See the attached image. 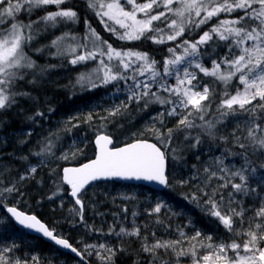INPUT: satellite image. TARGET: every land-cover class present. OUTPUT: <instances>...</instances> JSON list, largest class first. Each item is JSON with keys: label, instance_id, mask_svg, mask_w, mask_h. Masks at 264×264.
Returning a JSON list of instances; mask_svg holds the SVG:
<instances>
[{"label": "snow or ice", "instance_id": "snow-or-ice-1", "mask_svg": "<svg viewBox=\"0 0 264 264\" xmlns=\"http://www.w3.org/2000/svg\"><path fill=\"white\" fill-rule=\"evenodd\" d=\"M84 2L104 31L117 40L168 44V55L159 61L138 49L115 48L87 17L80 35L73 26L80 23L81 16L74 7L66 6L71 0H0V113L11 110L21 98L35 99L21 83L40 84L65 61L73 67L94 62L78 73L71 87L81 92L107 89L109 100L107 106L99 103L69 117L38 138L28 154L17 155L26 164L17 177L10 175L11 165L0 166V236L15 224L70 250L82 264H89L93 255L101 264H115L118 252L132 256V264H186L184 257L191 264H264V0ZM214 18L215 23L190 39ZM56 29L61 30L59 35ZM48 34H52L51 40L39 43ZM33 53L60 63L41 65ZM154 105L158 109L141 127L130 134L121 132L130 136L129 142L116 146L110 126L123 129L134 115L149 112ZM51 111L54 109L49 108ZM36 117H45V113L37 110L27 119L36 123ZM169 120H175L174 127L168 126ZM81 123L93 133L94 159L58 171L52 166L54 161L82 154L89 142L86 134L83 139L72 136ZM62 132L71 140L66 147L61 144ZM32 135L30 129L25 131L18 144H28ZM205 143L209 153L213 145L224 147L220 155L188 166L185 152L195 150V159L200 161L199 149ZM30 157L35 162H29ZM42 167L49 168L55 189L48 199L62 196L67 186L74 201L67 222L82 226L89 235L114 236L115 245L77 240L78 248L36 215L16 206L27 195L25 181L35 179ZM114 179L156 183L166 189L187 188L180 194L182 199L222 225L227 237L202 232L186 218L190 214L161 199L144 208L149 219L143 225L136 222L140 213L132 211L130 228L119 219L107 232L96 228L85 219V197L93 190V182ZM123 199L137 197L125 195ZM60 206L63 208V200ZM122 210L128 213L127 207ZM181 217L185 222L173 226L171 221ZM188 228L193 229L191 235L185 231ZM161 230L177 236L169 239L159 234ZM133 239L138 243L135 249L130 247ZM19 248L15 239H0V264H41L38 255L22 257Z\"/></svg>", "mask_w": 264, "mask_h": 264}, {"label": "trees", "instance_id": "trees-1", "mask_svg": "<svg viewBox=\"0 0 264 264\" xmlns=\"http://www.w3.org/2000/svg\"><path fill=\"white\" fill-rule=\"evenodd\" d=\"M66 6L74 7L81 16L80 23L73 26L74 31L80 35H83L84 33L85 26L83 19L84 17H87L97 32L104 39L108 40L115 48L138 49L143 52H148L159 61H162L163 58L168 55L166 51L167 47L170 46L168 44L156 45L150 40L132 42L117 40L111 33L104 31L103 25L100 24L99 20L93 13L86 9L84 0H71V3ZM233 15L236 14L234 13ZM215 22L216 20L214 18L209 25L202 26L201 30L194 33L190 39H196L200 31L206 30L212 23ZM60 31V29L54 30L56 35H59ZM51 38L52 34L43 36L39 43H46L51 40ZM219 51L222 52L223 50L220 49ZM32 55L33 58L41 65L45 63H60L58 60L51 59L44 54L36 55L33 53ZM93 63L94 62H90L89 65H77L76 67H73L65 61L63 67H57L48 72L42 78V83L37 85L21 83V88L31 92L35 99L21 98L11 110L0 113V120H3V124H0V166H3L4 164L11 165L13 170L10 175L12 177H17L20 172H23L26 169V164L23 161L16 159V156L19 154H28L29 148L35 145L38 138H43L50 130H56L59 126H62L63 122H65L69 117L86 111L89 107H95L99 103H104L105 106H107L109 103L107 89L99 88L90 92H81L78 88L74 89L71 87V84L75 82V78L78 73L87 70ZM158 107L159 106L154 105L149 112L154 109H158ZM49 108L54 109V111L49 112ZM37 110L44 112L45 117H36L37 122L33 123L32 121H29L27 117L29 115H34ZM149 112L134 115L132 122H125V127L123 129H117L115 125L110 126V131H113L117 137L115 141L116 146L129 142L130 136H123L121 135V132H128L130 134L131 131H135L137 128L141 127L146 121L147 114H149ZM79 119L82 121L83 116H80ZM76 122L77 121H73V123ZM174 125L175 120H169L168 126L174 127ZM231 128L232 124L229 123L228 129L231 130ZM29 129L32 131L33 135L30 137L29 143L21 147L18 144V140L23 138L24 135L17 136L16 134H23ZM85 134L89 142L84 148V152L82 154L68 160L54 161L52 166H56L59 171V169L64 166H76L92 159L95 149L93 143H91L93 133L88 130V126L81 123L80 128L73 129L72 136L73 138H84ZM61 135L64 136V140L61 141V144L66 147L70 138L67 133L62 132ZM193 135H195V133H193ZM180 138L182 140L183 136L181 135ZM4 140L7 141L6 144L2 143ZM204 147H208V143H205L199 151L201 152ZM223 147V145L219 147L213 145L212 149L217 151L220 150L222 152ZM185 155L188 166L191 164L199 165L202 161H206L205 159L207 158V155L202 154L200 161H197L195 159V150L186 151ZM29 162H35V159L30 157ZM48 172L49 168L47 167L39 168L35 179L25 181L24 191L27 195L24 198L19 199L16 206L25 213L36 215L37 218H39L48 227L54 228L58 233L66 237L70 243H73L78 248L80 245L76 244L77 240H83L88 243L109 241L111 244L115 245L117 240L114 236H100L97 234L89 235L82 226L77 225L76 227H73L67 222L66 217L68 216V208L74 206V202L68 197L67 188L65 186V192L62 196H58L53 200L48 199L49 194L55 190L51 184ZM41 180L43 183L37 182ZM91 188L93 190L89 191L85 197V219L89 224H93L96 228H103L105 232H107L109 225H112L117 219L122 221L126 227L130 228L132 226V211L140 213V215L136 217V222L138 225H143L144 221L149 219L144 214V208L150 203H154L156 199H161L171 202L177 209L182 208L186 214H190L186 215V218L191 219L196 228L201 229L202 232L212 233L214 234V237H227V233L222 225L215 222L213 218L204 216L200 213L199 209L195 207V205L182 199L180 194L187 192V188H165L161 192H156L143 186H134L115 182L95 183L91 185ZM125 195H134L137 199L125 200L123 199ZM61 200L64 201L63 208L60 206ZM246 203H251V201H246ZM125 207L128 208V213H125L122 210ZM125 216H127V220L124 219ZM78 219L79 218L77 217V220ZM184 222L185 217H181L179 219L174 218L171 221L173 226L176 223L183 224ZM119 226V223H117V230L119 229ZM185 231L191 235L193 229L188 228ZM159 234L165 235L169 239L176 238L177 236L175 232L164 233L162 230ZM8 238L15 239L20 245L18 254L22 257L24 254H27L28 256L38 255L41 264H48L49 260H55L57 262L59 259L65 261L74 259L57 251L40 238L28 235L25 231L18 229L14 224L8 228L2 236H0V239ZM127 246L128 245H126V247ZM185 246H187V242H185ZM130 247L132 249L138 247V243L135 239L132 240ZM132 259V256L118 252L115 257V264H132ZM77 261L82 264L81 261ZM182 261L186 262V264H191L189 257L182 258ZM88 262L89 264H101V262L96 259L95 255L88 258Z\"/></svg>", "mask_w": 264, "mask_h": 264}, {"label": "water", "instance_id": "water-1", "mask_svg": "<svg viewBox=\"0 0 264 264\" xmlns=\"http://www.w3.org/2000/svg\"><path fill=\"white\" fill-rule=\"evenodd\" d=\"M124 144L122 145H119V146H123ZM94 146V144H93ZM94 149H95V146H94ZM95 152H96V149H95ZM95 152H94V156H95ZM94 156L92 159H94ZM91 160V159H90ZM89 161V160H88ZM86 161V162H88ZM86 162H83V163H86ZM82 164V163H81ZM81 164L79 165H76V166H64V167H79ZM100 182H115V183H124V184H128V185H134V186H143V187H146L148 189H151L153 191H156V192H161L163 191L165 188L162 187V186H159L157 185L156 183H149V182H144V181H135V180H132V181H124V180H119V179H114V180H108V181H100ZM100 182H93V184L95 183H100ZM92 184V185H93ZM67 188V186H65ZM68 197L72 200V198L68 195ZM73 201V200H72ZM74 202V201H73ZM79 207V206H78ZM15 225V224H14ZM16 226V225H15ZM18 229H21L23 231H25L28 235L30 236H33V237H37V238H40L41 240H43L45 243H47L48 245L52 246L54 249H56L57 251L65 254V255H68L76 260H79L80 261V258L79 257H76L74 253H72L70 250H64V249H61L59 246H56L54 245V242L52 241H49L47 238H44L41 234H38V233H35L33 231H29V230H25L23 228H20L18 226H16Z\"/></svg>", "mask_w": 264, "mask_h": 264}, {"label": "rangeland", "instance_id": "rangeland-1", "mask_svg": "<svg viewBox=\"0 0 264 264\" xmlns=\"http://www.w3.org/2000/svg\"><path fill=\"white\" fill-rule=\"evenodd\" d=\"M171 82V81H170ZM157 109H154V110H152V111H150L149 112V114L150 113H155V111H156ZM149 114H147V118H146V121H147V119H148V117H149ZM17 136H21V135H24V133L23 134H16ZM81 139H83L82 137H80ZM71 142V140L69 141V143ZM68 143V144H69ZM201 153V155L202 154H205V155H207V158L205 159L206 161L209 159V157H210V155H220L221 154V151L219 150V151H217V150H215V149H211V153H209V147H204L203 148V150L200 152ZM227 162V161H226ZM188 169H185V171H187ZM200 251L201 252H203V251H205L204 249H200ZM56 264H80V262H78L77 260H70V261H65V260H62V259H59L57 262H56Z\"/></svg>", "mask_w": 264, "mask_h": 264}]
</instances>
